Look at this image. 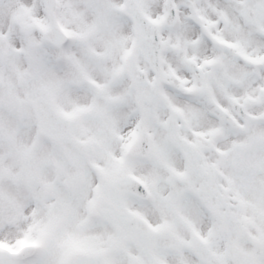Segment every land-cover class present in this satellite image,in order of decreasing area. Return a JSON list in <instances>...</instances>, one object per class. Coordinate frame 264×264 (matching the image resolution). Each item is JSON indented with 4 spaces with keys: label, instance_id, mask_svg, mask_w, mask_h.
<instances>
[{
    "label": "snow or ice",
    "instance_id": "obj_1",
    "mask_svg": "<svg viewBox=\"0 0 264 264\" xmlns=\"http://www.w3.org/2000/svg\"><path fill=\"white\" fill-rule=\"evenodd\" d=\"M10 3L0 264H264V0H64L85 24L63 40L51 0Z\"/></svg>",
    "mask_w": 264,
    "mask_h": 264
},
{
    "label": "clouds",
    "instance_id": "obj_2",
    "mask_svg": "<svg viewBox=\"0 0 264 264\" xmlns=\"http://www.w3.org/2000/svg\"><path fill=\"white\" fill-rule=\"evenodd\" d=\"M37 0H33V3H36ZM64 0H51V8L45 10V19L46 22L50 25L52 31L50 32V35L53 37H58L61 40H63L62 34L59 32V28L63 26L64 28L68 30H80L84 24L85 21L83 19V15L79 18H74L71 14V12L66 9L63 6ZM15 11V4L10 3V0H3L2 3H0V32H3L5 36L9 35V28H19V24H13L12 23V14ZM139 15V14H138ZM150 25H147L146 22L144 23V28L147 30L150 28ZM169 33L170 37L173 42H180L181 43V49L174 54L177 57V60L182 63L183 57L185 55L187 56H197L199 57L201 53L198 49H194L192 47H183V41L186 39V37L183 35V33L180 30L179 25H174L169 27ZM227 35V33H226ZM215 55L220 56L223 58L225 56V52L223 49H217ZM146 70H149V66H145ZM167 68V64L161 65V72L165 71ZM162 86L166 87L167 85L163 83ZM115 93L111 90H108L107 92H96L94 97L88 98V97H80L78 98L80 102H87V103H95L96 107L100 110H106L108 106V101L106 100L107 95H114ZM67 96L62 95L58 98V102L63 103L66 110H70L71 103L67 102ZM135 102L133 101V104ZM137 109L134 107L132 108L127 114L124 116V124H130L132 123V117L136 114ZM4 124L6 127H10L12 131V137L11 140L8 141V147L10 149H15L20 144L26 142L25 137L26 133H23L20 130V126L14 121L9 123L7 120L4 121ZM84 127H90L87 123L83 124ZM7 151V149H0ZM116 150L118 151V142H116ZM39 154V145L37 146V152L33 154L34 158ZM9 159L6 157L4 160V164L8 165ZM130 172L141 175V165L139 163H134L130 167ZM182 213V209H177V215Z\"/></svg>",
    "mask_w": 264,
    "mask_h": 264
}]
</instances>
